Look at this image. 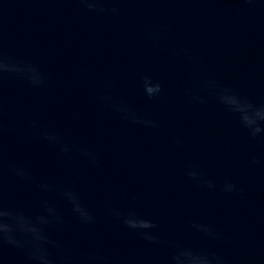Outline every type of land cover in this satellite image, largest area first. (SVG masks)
<instances>
[{"label": "water", "instance_id": "95a60500", "mask_svg": "<svg viewBox=\"0 0 264 264\" xmlns=\"http://www.w3.org/2000/svg\"><path fill=\"white\" fill-rule=\"evenodd\" d=\"M113 6V5H109ZM118 15L93 14L77 0H0V32L5 51L29 59L49 74L43 88L8 78L2 85L5 121L14 134L4 138L5 159L34 176L74 187L100 219L80 225L70 206L52 199L69 222L53 230L71 246L101 248L116 264H167L168 250L124 228L104 212L111 201L137 209L158 226L161 239L209 244L189 222L213 224L230 239L214 246L229 264H264V145L249 139L237 119L208 98L191 104L184 94L190 67L167 49L191 48L206 69L201 75L235 87L259 103L264 100V0H116ZM168 24L161 47H153L146 29ZM150 75L163 86L149 100L140 87ZM87 80L113 81L115 92L138 111L159 121L152 129L127 123L97 100ZM61 133L97 154L101 166L74 155L66 161L39 139L28 121ZM180 138L184 146L174 141ZM255 155L260 164L252 166ZM191 161L217 185L232 180L242 194L212 191L184 175ZM5 202L29 210L36 189L4 171ZM0 264H25L10 250Z\"/></svg>", "mask_w": 264, "mask_h": 264}, {"label": "clouds", "instance_id": "9594fccd", "mask_svg": "<svg viewBox=\"0 0 264 264\" xmlns=\"http://www.w3.org/2000/svg\"><path fill=\"white\" fill-rule=\"evenodd\" d=\"M245 2L252 3L253 0ZM77 3L93 14L120 13V9L115 6L116 0H77ZM170 30L168 24H160L155 28L149 27L145 34L153 47H161L164 34ZM167 51L170 56L182 59L190 67V83L184 87L189 103L206 105L208 98H213L217 105L236 117L249 139L264 145V100L257 103L249 96L242 95L235 87L221 83L214 76L201 75L206 69L202 66L201 58L188 46L177 44L169 47ZM8 78L27 81L33 88L40 89L46 85L49 74L36 62L14 57L6 52L0 32V261H7L6 253L13 250L25 258V264H116L99 247L79 249L54 237L53 230L64 232L69 222L57 204L48 198L50 194L58 195L70 206L72 217L80 225H95L99 222L98 213L85 203L74 187L63 182H51L46 178L38 179L27 167L5 159L4 138L14 134V129L5 121V105L2 99V85ZM86 83L97 88V100L116 113L121 120L145 128H160L158 120L138 111L117 95L113 81L87 80ZM140 87L149 100L159 98L163 92L162 84L150 75L141 77ZM28 123L39 139L55 147L66 161L73 162L74 155L78 154L93 167L101 166L95 152L71 143L58 131L42 124L39 119H32ZM174 142L184 146V141L180 138ZM260 163L255 155L250 158L252 166ZM5 168L20 181L35 186L37 197L32 210L23 206L10 207L5 202ZM184 175L212 191L218 188L223 193L243 192L230 179H224L217 185L191 161L185 163ZM137 200L136 196H131L129 206L123 209L111 201H106L104 212L143 240L164 246L168 250L167 264H229L228 259L214 245H230L231 241L213 224L196 220L189 222L190 229L209 242L205 246L196 247L178 239L164 240L158 235L159 226L138 211Z\"/></svg>", "mask_w": 264, "mask_h": 264}]
</instances>
